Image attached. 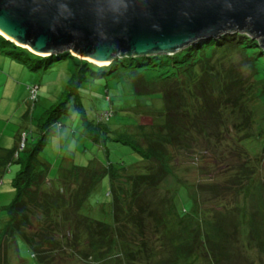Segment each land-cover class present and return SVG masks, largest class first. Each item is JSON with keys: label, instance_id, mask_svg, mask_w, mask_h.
I'll list each match as a JSON object with an SVG mask.
<instances>
[{"label": "trees", "instance_id": "obj_1", "mask_svg": "<svg viewBox=\"0 0 264 264\" xmlns=\"http://www.w3.org/2000/svg\"><path fill=\"white\" fill-rule=\"evenodd\" d=\"M208 46L221 52L249 48L252 51L246 53L248 58L254 59L253 56H257L255 61H259L260 57H264V49L256 38L243 32H228L217 38L196 42L170 55L123 56L114 59L107 67H100L91 61L73 56L68 51L45 56L36 55L0 34V52L16 53L14 55H17V60L23 63L31 59L34 61V68H49L63 58L71 59L73 74L77 80L75 82L72 79L69 82L70 88L73 84L81 85L87 76L117 77L111 72L124 69H132V72L139 76L143 73L141 69L152 70L157 75L167 71L164 76L159 77L160 80L174 81L172 76L175 80L180 77V80H183V71L193 67L197 58L199 59L196 58L197 53ZM5 48L10 50L6 51ZM199 70L197 73L194 69L190 76L191 82L185 86H179L177 83L176 89L169 90L174 93L172 98H175L173 103L168 101L164 111L162 110L166 116L164 122L160 123L142 122L141 118L144 116H140L138 123L128 122L126 130L116 131L107 125L114 114L113 110L100 112L94 120L88 119L76 98L75 106L82 112L83 133L96 146L105 150L104 157L108 156L106 141H111L136 151L139 159L135 162L113 163L108 159L98 161L93 157L82 165L83 163L76 164L70 157H66L59 164L56 177L50 179L48 173L51 165L42 161L38 152L45 142L46 130L51 124L57 123V114L67 108L65 100L58 101L46 110V118L42 117L41 122L38 119L36 141L29 148L20 141L12 148L4 149L0 156V170L11 162H15L18 169L11 179L13 198L5 207L4 221L0 225V252L2 248L5 250V254L0 257V264H23L17 255L16 238L26 244L35 264H57L69 256H75L90 264H179L180 260L188 261V264H199L201 259L206 258L208 264H224L226 257L234 258L239 264H249L250 259L247 256L252 246H244L241 239L238 213L233 212L237 218L231 219L224 211L218 210L211 214L214 231L196 233L189 241L188 238H183L177 227L180 228L179 223L186 219L193 209L196 212L195 199L190 213H179L175 209L174 212H169V198L158 191L159 185L171 169L164 160L165 145L158 144L152 138L160 128L167 130L168 137L175 144L179 143L177 140L180 136L194 131V128L198 129V133H202V126L209 123L218 125L220 129L212 135H227V127L221 130L220 126L230 118L231 125L237 132L235 144L240 145L247 153L250 148L241 143L244 139L253 138L252 144L256 143L254 150L258 149L254 157L257 161L254 162L253 168L262 164L264 126L260 129L253 127L252 131L255 132L250 135V132L248 133L251 128L248 127V122L252 120L249 105L257 99V86L244 88L245 85L241 86L244 82H241L239 88L244 89L234 93L238 88V75L219 81L220 77L212 78L208 71ZM128 78L137 92L134 84L137 79ZM31 87L32 85L26 86L28 98L33 104L37 96L35 91L34 100L31 99ZM158 93L161 99L165 98L162 91ZM229 107L231 109L228 110ZM238 152L241 154V151ZM253 168L251 175L256 173ZM105 176L106 194L109 199L99 202L96 208L99 207L101 211L104 205L108 206L109 222L93 218L82 211L87 198ZM183 186L182 184L181 187ZM172 189L174 188L168 190ZM175 192L176 189L172 194ZM171 199H174V196H171ZM252 216L248 240L254 241V247L264 252V211H259L258 214L253 212ZM8 244L11 253L16 257L14 263L8 260ZM229 261L232 263L233 260Z\"/></svg>", "mask_w": 264, "mask_h": 264}, {"label": "rangeland", "instance_id": "obj_2", "mask_svg": "<svg viewBox=\"0 0 264 264\" xmlns=\"http://www.w3.org/2000/svg\"><path fill=\"white\" fill-rule=\"evenodd\" d=\"M5 50L10 49L5 48ZM251 51L249 48L245 50L236 48L228 52H221L208 46L202 52L197 53L196 58L199 57V59L197 58L193 67L183 71V80H180L181 77L175 80L176 78L173 76L174 81L160 80L159 77L164 76L167 71L157 75L152 70L141 69L143 73L139 76L133 73L132 69H124L119 72L117 70L111 72L117 77L93 78L87 76L81 85L73 84L72 88H70L69 82L72 79L75 81L77 78L73 74L74 67L71 65V59L63 58L59 63L54 62L49 68L42 66L34 68L35 64L31 59L26 60L27 63H23V61L17 60V55H14L16 54L14 52V54L0 52V142L4 143L10 137L11 146L23 141L29 148L36 141L37 124L42 121V117L46 118V110L57 104L58 101L65 100L67 108L57 114V123L51 124L46 130L45 142L38 152L39 158L51 165L48 173L50 179L56 177L58 166L66 157H70L76 164L83 163L82 165L93 157L98 161L108 159L113 163L135 162L139 159V154L136 151L129 146L111 141H106L105 147L108 156L104 157L105 150L96 146L83 133L82 112L75 106L76 98L81 104L80 109L84 111L88 119L94 120L100 112L113 110L114 114L107 125L116 131L126 130L128 122L138 123L142 116H144L141 118L142 122L160 123L165 120L164 107L167 106L168 101L173 103L175 98H172L174 93L171 92V88L176 89L178 84L185 86L186 83L191 82L190 76L194 69L197 73L200 72L199 69L208 71L207 73L212 74V78L220 77L219 81L238 75L236 81L238 88L233 91L234 93H238L246 86L247 88H252V85L257 86L259 89L256 91V93L259 91L257 99L249 105L252 118L248 122V127H251L248 129L250 135L255 132L252 131L253 127L260 129L264 126V57H260L259 61H255L257 56H253L254 59L248 58L246 53H251ZM95 64L100 67L110 65V63ZM203 74L205 73L203 72ZM128 77L137 79L134 84L139 93L134 91L133 84ZM239 84L245 85L244 88H239ZM27 85L36 86L37 97L33 104L28 98ZM158 91L164 93V99H161ZM231 124L232 121L229 118L225 124L220 126L221 130L227 127L229 132L227 135L224 133L212 135L214 131L220 129H218V125L209 123L207 126H202L203 134L198 133V129L194 128V131L180 136L177 140L179 143L175 144L168 137L169 133L166 129H158L152 138L158 144L165 145L164 160L171 167L170 172L166 174L159 185L158 191L169 198L167 203L169 212H174L175 209L179 213H190L191 205L195 199L196 212L193 209L191 214L179 223L180 228L177 227L183 238H188L189 241L196 233H212L214 231L211 214L221 210L231 219H236L233 212L238 213L239 223L241 222V239L244 246H252L249 248L250 252L247 256L250 259L249 264H264V252L254 247V241L248 240L252 213L258 214L259 211H264V154L261 158L262 164L257 165L258 168L255 166L253 168V164L257 161L254 157L258 153V149L254 150L256 143L252 144L253 138L244 139L241 144L250 149H247L249 150L247 153L243 151L240 145L234 142V139H237V132ZM237 151H241V154ZM20 153L22 154V152ZM194 163L196 164L194 165ZM251 168L256 173L251 175ZM17 169L18 165L11 162L0 170V225L4 221L5 207L13 198L11 179ZM178 183L184 186L181 187ZM106 187L107 176L101 179L89 195L82 211L93 218L109 222L108 206L104 205V209L101 211L99 207L96 208L99 202L109 199ZM169 188L174 189L170 191ZM175 189L176 192L172 194ZM171 196H174V199H171ZM174 218L172 217V219ZM16 246L17 255L23 264H35L30 250L21 239L16 238ZM7 249L10 253L8 260L10 259L14 263L16 257L11 253L9 244ZM4 252L5 250L2 248L0 257L5 254ZM230 259L233 260L232 263L229 261ZM1 260L5 262L3 258ZM61 261L57 264H90L75 256H69ZM224 261V264L226 262L239 264L232 257H226ZM178 263L188 264V261L180 260ZM199 264H208V259H201Z\"/></svg>", "mask_w": 264, "mask_h": 264}, {"label": "water", "instance_id": "obj_3", "mask_svg": "<svg viewBox=\"0 0 264 264\" xmlns=\"http://www.w3.org/2000/svg\"><path fill=\"white\" fill-rule=\"evenodd\" d=\"M0 31L36 55L93 63L170 55L228 32L264 49V0H0Z\"/></svg>", "mask_w": 264, "mask_h": 264}, {"label": "crops", "instance_id": "obj_4", "mask_svg": "<svg viewBox=\"0 0 264 264\" xmlns=\"http://www.w3.org/2000/svg\"><path fill=\"white\" fill-rule=\"evenodd\" d=\"M1 73V72H0ZM4 74V73H3ZM6 81V80H5ZM3 96V95H2ZM1 99V97H0ZM19 132V131H17ZM7 137H9V135H7ZM11 139L9 137V140L5 141L4 143L0 142V156L4 153V149H9V148H12L13 146H15L16 144L12 145L11 146V143H10Z\"/></svg>", "mask_w": 264, "mask_h": 264}, {"label": "built area", "instance_id": "obj_5", "mask_svg": "<svg viewBox=\"0 0 264 264\" xmlns=\"http://www.w3.org/2000/svg\"><path fill=\"white\" fill-rule=\"evenodd\" d=\"M35 91H36V86H32L30 88V97H31V99H34ZM21 146H22V144H21Z\"/></svg>", "mask_w": 264, "mask_h": 264}, {"label": "bare ground", "instance_id": "obj_6", "mask_svg": "<svg viewBox=\"0 0 264 264\" xmlns=\"http://www.w3.org/2000/svg\"><path fill=\"white\" fill-rule=\"evenodd\" d=\"M0 34H2L1 31H0ZM2 35H3L4 37H6L4 34H2ZM96 63L99 64V65H103V64L106 65V64H108V63H106V62H105V63H102V62H96Z\"/></svg>", "mask_w": 264, "mask_h": 264}]
</instances>
